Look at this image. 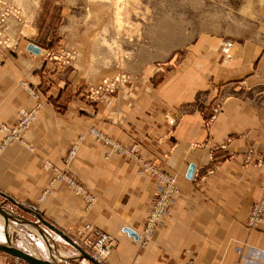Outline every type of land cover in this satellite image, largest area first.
I'll return each instance as SVG.
<instances>
[{"label":"crops","instance_id":"1","mask_svg":"<svg viewBox=\"0 0 264 264\" xmlns=\"http://www.w3.org/2000/svg\"><path fill=\"white\" fill-rule=\"evenodd\" d=\"M243 1L250 3L248 16L259 22L254 27L259 37L211 38L206 45L200 40L193 56L170 70L159 87L152 76H142L121 83L96 104L84 99L87 82L75 70L45 58L35 28L18 38L11 20L9 33L17 44L5 50L0 64V125H15L22 108L38 102L40 107L21 139L0 150L1 203L31 215L25 208L33 209L72 236L87 225L105 231L114 241L106 264H264V224L246 226L250 205L264 199V162L255 164L264 157V94H256L261 86L242 91L245 100L226 101L210 126L198 111L183 107L199 94L207 104L218 85L263 82L264 0ZM30 42L41 48L38 54L27 50ZM33 86L41 91L38 100ZM91 126L124 146L137 144L138 152L108 153V146L88 134ZM4 136L0 131V141ZM75 142L77 154L68 168L95 195L89 210L80 195L64 181L52 182V171L43 167L45 161L62 167ZM248 148L254 154L246 163ZM142 161L173 175L179 190L145 245L125 231L140 233L154 201L157 180L142 170ZM189 164L195 166L191 179ZM0 264L16 261L0 254Z\"/></svg>","mask_w":264,"mask_h":264},{"label":"rangeland","instance_id":"2","mask_svg":"<svg viewBox=\"0 0 264 264\" xmlns=\"http://www.w3.org/2000/svg\"><path fill=\"white\" fill-rule=\"evenodd\" d=\"M5 1L21 9L23 22L16 27L20 31L18 38L22 32L27 35L34 32L35 28V36L30 37H35L39 42L38 45L44 49L45 58L75 70L78 76L86 80L87 93L84 99L94 104L102 102L105 95L94 101L88 97L90 90L95 89L106 78L118 79L113 92L119 89L121 83L148 75L146 79L152 76L151 81L156 88L162 84L170 70L181 67L187 62V58L193 56L196 43L200 40L206 45L211 38L225 41L248 36L259 37L254 34V27L259 22L254 16H248L250 11L245 5L249 6L250 3L243 0ZM11 20L14 19L11 18L8 22ZM49 84L48 80L46 85ZM260 86L257 95L264 94V75L263 82L254 86H248L245 79L218 85L212 89L207 104L199 94L196 99L183 105L184 111H198L206 125L210 126L226 101L230 98L245 100L247 94L241 93L242 91L253 92V89ZM34 90L41 92L37 88ZM204 100L206 101V97ZM91 128L100 130L95 126H91L89 130ZM89 130L88 134L96 138ZM253 154L254 150L248 148L243 153L244 161L247 155L250 156V161ZM258 161L263 163L264 157L256 159L255 164ZM146 163L160 170L153 163L142 161L141 168L144 172L150 173L145 171ZM67 171L71 174L69 168ZM1 202L0 198V206L8 214L6 224L5 218L0 214L1 244L12 246L37 259L58 264H82L80 261L83 259V264H106L108 257L100 262L94 260L90 256L91 252L71 234L67 233L90 259L40 223L36 216L22 208L7 207L6 200L5 203ZM0 254L16 261V264H29L2 251Z\"/></svg>","mask_w":264,"mask_h":264},{"label":"built area","instance_id":"3","mask_svg":"<svg viewBox=\"0 0 264 264\" xmlns=\"http://www.w3.org/2000/svg\"><path fill=\"white\" fill-rule=\"evenodd\" d=\"M14 19L16 27L23 22V16L21 9L7 3L4 0H0V64L2 57L5 55V50L13 49L16 40L13 41L9 33V19ZM15 27V26H12ZM11 27V28H12ZM118 79H104L100 85L95 89L90 90L88 95L94 101L102 99L106 94L112 93L117 85ZM30 88V87H29ZM28 88V89H29ZM31 91V90H30ZM32 95L38 100L39 94L33 89ZM40 103L38 102L34 107L25 109L22 108L18 111L19 119L13 126L6 124L0 125V131L5 133L4 138L0 141V150L14 140L21 139V132L28 129L37 117ZM90 134L95 135L96 140H101L105 146H108V153L116 152L119 154L135 155L138 150L137 144H132L130 147L124 146L102 133V131L95 128H91ZM78 142L73 143L69 150L63 157V166L59 167L54 165L50 161H45L43 167L50 169L53 174L52 182L64 181L66 182L72 191L80 195L84 201L85 210H89L96 199L95 195L90 192L78 179L68 173V166L77 154ZM250 156L247 155L245 161L248 163ZM260 161L257 162V164ZM145 171H149L153 174L157 180V186L154 191V201L148 211V214L144 220L143 227L138 234V241L141 245H145L152 238V235L160 227V223L163 218L168 214L170 207L175 203L178 193V187L175 184L174 177L156 169L153 165L146 163ZM259 224H264V199L261 198L254 201L249 208V213L246 220V226L248 229H253ZM74 239L77 240L86 250L90 251V256L97 261H104L111 253L114 247V241L112 237L105 231L87 225L81 229H78L74 235ZM239 253L242 252L240 247L237 248Z\"/></svg>","mask_w":264,"mask_h":264},{"label":"water","instance_id":"4","mask_svg":"<svg viewBox=\"0 0 264 264\" xmlns=\"http://www.w3.org/2000/svg\"><path fill=\"white\" fill-rule=\"evenodd\" d=\"M26 48H27V50H29L33 53H36V54H38L41 51V48L32 42H30ZM194 168H195L194 164H189L187 172H186V177L188 179L192 178ZM6 198L9 201H11L12 203H14L15 205H18V203L14 199H12L11 197L6 196ZM25 210L33 213L38 218L40 223H42L43 225H45L46 227H48L49 229H51L52 231H54L55 233H57L58 235L63 237L69 244H71L73 247H75L84 257L89 258L88 254L67 233H65L64 231H62L61 229H59L58 227L53 225L48 220L44 219L40 214L35 212L33 209L25 208ZM0 214L3 215V217L5 218V224H6V221L8 220V214L2 209L1 206H0ZM29 223H32V222L29 221ZM125 231L130 236H133L136 239L138 238L137 232L134 231L133 229L125 228ZM0 251L7 253L9 255H12L14 257H17L23 261H26L29 264H58V263L53 262V261H47V260H43V259L33 258L32 256L26 254L25 252H23L19 249H16L12 246H7L4 244H0Z\"/></svg>","mask_w":264,"mask_h":264},{"label":"bare ground","instance_id":"5","mask_svg":"<svg viewBox=\"0 0 264 264\" xmlns=\"http://www.w3.org/2000/svg\"><path fill=\"white\" fill-rule=\"evenodd\" d=\"M3 216V215H2ZM8 221V220H7ZM1 244V243H0ZM31 255H33V254H31ZM33 258H35V257H33ZM37 258V257H36Z\"/></svg>","mask_w":264,"mask_h":264}]
</instances>
